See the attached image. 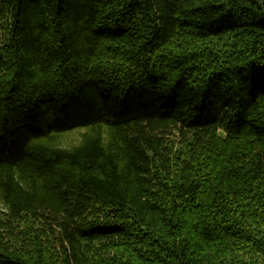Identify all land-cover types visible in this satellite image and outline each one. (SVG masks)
<instances>
[{
	"label": "trees",
	"instance_id": "1",
	"mask_svg": "<svg viewBox=\"0 0 264 264\" xmlns=\"http://www.w3.org/2000/svg\"><path fill=\"white\" fill-rule=\"evenodd\" d=\"M0 264H264V0H0Z\"/></svg>",
	"mask_w": 264,
	"mask_h": 264
}]
</instances>
